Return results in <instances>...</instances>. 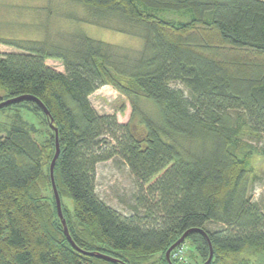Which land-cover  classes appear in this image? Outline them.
<instances>
[{"label": "trees", "instance_id": "trees-1", "mask_svg": "<svg viewBox=\"0 0 264 264\" xmlns=\"http://www.w3.org/2000/svg\"><path fill=\"white\" fill-rule=\"evenodd\" d=\"M41 1L0 0V44L20 52H0V103L31 96L51 115L30 100L2 109L16 119L0 136V264H121L82 253L65 233L50 174L51 120L61 150L55 181L79 249L169 264V248L194 230L173 264L186 255L205 264L210 243V264H264V207L252 191L264 154L254 144L264 139V0ZM32 15L37 30L21 37L36 27ZM52 19L136 37L141 48L75 26L50 36ZM105 86L130 101L128 123L94 107ZM115 160L137 189L128 216L96 189L98 166Z\"/></svg>", "mask_w": 264, "mask_h": 264}, {"label": "rangeland", "instance_id": "rangeland-1", "mask_svg": "<svg viewBox=\"0 0 264 264\" xmlns=\"http://www.w3.org/2000/svg\"><path fill=\"white\" fill-rule=\"evenodd\" d=\"M41 1V0H40ZM45 2L42 0L41 3ZM38 3V1H37ZM45 6V5H44ZM81 10V7H78ZM43 12V11H42ZM86 12V11H85ZM85 12H78V10H74L73 13H78L80 16H83L84 19L87 18ZM87 13V12H86ZM73 15V14H72ZM46 16V15H45ZM44 13L41 15V19L45 18ZM38 15H32L28 19L32 24H36V27L23 30L21 37H32L37 30V18ZM76 17V16H75ZM27 18L23 19L22 22H26ZM74 21V20H73ZM57 22L49 21L47 24V32L50 33V36H53L52 32L55 29H73L74 26L78 29H82L87 36L90 38L101 41L104 43L117 45L129 49H139L141 48L142 40L136 37H132L126 34H122L113 30L104 29L95 25L84 24V23H73L67 20H59L58 26L56 27ZM42 29V28H40ZM39 29V31H40ZM38 31V34L44 33V29L41 32ZM21 32V31H20ZM56 34V33H55ZM54 38V37H53ZM57 39V38H56ZM0 52L1 53H20L16 48L0 44ZM47 65L51 68L59 72H64V67L62 62L58 60H47ZM91 101L94 107L98 110V112L102 114H110L117 115L119 122L126 124L131 119V114L133 112L132 105L130 101L119 94L113 87L105 86L98 92H96L92 97ZM146 107V106H145ZM28 114V113H27ZM29 116L33 119V116L29 114ZM16 119V110H0V136H5L8 134V131L11 129L12 123ZM36 137V138H35ZM35 139L40 140V137L37 135L34 136ZM248 140V139H247ZM254 144L259 148L264 150V139L255 141ZM258 176L256 178V183L253 186V194L255 200H258L261 205L264 207V154H261V160H259V167L257 168ZM97 192L99 196L112 208L119 211L121 214L126 216L131 215L133 212L132 206H134V196L137 192L136 185L134 183L133 177L131 176L130 170L124 162L120 160L110 161L106 163H102L98 166L97 172ZM211 229H218L216 224L211 225ZM188 245L181 249H186L187 251ZM186 255V254H185ZM186 264H189V260L187 259V255L185 256Z\"/></svg>", "mask_w": 264, "mask_h": 264}, {"label": "water", "instance_id": "water-1", "mask_svg": "<svg viewBox=\"0 0 264 264\" xmlns=\"http://www.w3.org/2000/svg\"><path fill=\"white\" fill-rule=\"evenodd\" d=\"M29 100L30 101H35L38 104H40V106L43 108L45 114L49 118H51V115H50L49 111L43 105V103L41 101H39L37 98L31 97V96H22V97H19V98H15V99H10V100H7V101H3V102L0 103V110H2L3 108H6V107H8V106H10L12 104H15V103H18V102H22V101H29ZM51 127H53L54 130H55V132H56V140H57V143H56L57 145L56 146H57V148H56V154H55V156H54V158L52 160V163H51L50 174H51V180H52V185H53L54 195H55V199H56V204H57L59 218L62 221V224L64 226L65 233L69 237V240L71 241V243L73 244V246H75V248L78 249L79 251H81L82 253H84L86 255H89V256H96L98 258L107 259L108 261H111V262H118V263H121V264H125V263H122L120 260L114 259V258H112L110 256L101 254L99 252H97V253H91L90 252L89 253V252L82 251L73 242V240H72V238H71V236L69 234L67 222H66V220L64 218V214H63V211H62V202H61V198H60V195H59V192H58V188H57L56 181H55V175H54V170H55L56 162H57V160H58V158L60 156L61 150H60V145H59V142H58L59 132H58V129L55 128V126L53 125V120H51ZM193 231L194 230L187 231L185 234H183V236L174 245H172L169 248V250L166 253V259L168 260L169 264H173L172 259H171L172 252L175 249H177L179 246H181L185 242V240L188 238L189 234L192 233ZM203 232L204 231H202V233ZM206 236H207V234H206ZM210 248H211L210 258L208 259V261L205 264H210L211 261L213 260V257H214L213 248H212L211 243H210Z\"/></svg>", "mask_w": 264, "mask_h": 264}, {"label": "built area", "instance_id": "built-area-1", "mask_svg": "<svg viewBox=\"0 0 264 264\" xmlns=\"http://www.w3.org/2000/svg\"><path fill=\"white\" fill-rule=\"evenodd\" d=\"M181 253H182V252L180 251V252L177 253L175 256H176V257H179ZM180 257H181V256H180Z\"/></svg>", "mask_w": 264, "mask_h": 264}]
</instances>
